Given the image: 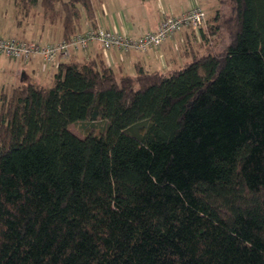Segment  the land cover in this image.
Returning <instances> with one entry per match:
<instances>
[{"label":"trees","instance_id":"obj_1","mask_svg":"<svg viewBox=\"0 0 264 264\" xmlns=\"http://www.w3.org/2000/svg\"><path fill=\"white\" fill-rule=\"evenodd\" d=\"M14 1L65 40L94 14ZM209 20L206 52L167 72L67 59L1 95L0 264H264V0Z\"/></svg>","mask_w":264,"mask_h":264},{"label":"crops","instance_id":"obj_2","mask_svg":"<svg viewBox=\"0 0 264 264\" xmlns=\"http://www.w3.org/2000/svg\"><path fill=\"white\" fill-rule=\"evenodd\" d=\"M90 2L94 11L93 18L87 19L83 13L78 32L92 25H99L131 37H138L154 31L165 15H177L199 5L202 0H90ZM19 15L29 22L27 27H30V35L29 38H25L28 28H23L17 39H37L42 43H55L63 39L62 25L59 22L52 23L46 20L39 4H36L29 14ZM199 31L201 32V30L194 32L192 29H184L160 45L145 51L133 49L120 51L116 48L104 50L98 42L91 41L87 49L74 51L69 60L81 63L91 58L101 57L119 74H126L125 72L129 70L135 73L137 65L147 71L159 70L175 63L174 55H181L182 46L188 44L193 38L195 40L196 34L200 36ZM1 56L0 61L12 67L9 81L11 79L21 81L20 83L39 81L41 77H53L57 69L55 62H45L40 55H33L29 62L26 61L28 63L21 67L8 60L10 57L0 54ZM7 86L4 82L0 83L1 88Z\"/></svg>","mask_w":264,"mask_h":264},{"label":"built area","instance_id":"obj_3","mask_svg":"<svg viewBox=\"0 0 264 264\" xmlns=\"http://www.w3.org/2000/svg\"><path fill=\"white\" fill-rule=\"evenodd\" d=\"M206 20L203 9L193 6L177 15H165L157 28L138 37H131L106 29L102 26H90L76 33L69 40L55 43H39L37 39L22 40L0 36V54L21 61H29L33 55H40L45 62L57 65L69 59L74 51L85 50L91 41L98 42L104 50L116 48L120 51H145L156 47L184 29H197Z\"/></svg>","mask_w":264,"mask_h":264},{"label":"rangeland","instance_id":"obj_4","mask_svg":"<svg viewBox=\"0 0 264 264\" xmlns=\"http://www.w3.org/2000/svg\"><path fill=\"white\" fill-rule=\"evenodd\" d=\"M218 3H219V0H202V2H199V6L203 9L205 16H206V20L200 25V27H204V30L208 34L209 38H212L213 35L209 34L207 30L208 22L210 21L209 19L211 18V16L214 15L215 9L217 8ZM27 24H29V22L23 17H21V15H18L17 6L14 0H0V34L1 36L19 38L21 30L23 28H28ZM200 27H198L197 29H192V30L194 32L198 31ZM29 29L30 27L26 30L25 38H29V35H30ZM188 29H191V28H188ZM38 42L43 44L41 41H38ZM207 48L208 46L206 45V41L203 40L201 36H197L196 34L195 40L193 38L190 42H188V44H185L182 46L181 55L180 54L174 55L176 57L175 63H173L172 65L170 64L167 68L162 67L159 70L167 72L174 68H178L181 65H183L185 62L191 59L192 52L204 53L206 52ZM0 58H2V56ZM8 60H11L14 65L17 64L19 67L29 62V61L24 62V61L14 59V58H9ZM3 65L4 63L0 61V83L4 82L8 86L4 88L0 87V97L2 94L9 95L12 88L21 82V81H16V80L12 81V79L9 81V78L11 76L10 70L12 67L7 66L6 64L4 66ZM2 66L3 68H1ZM125 73L134 75L133 70L126 71ZM33 82L40 83L46 87H49L52 83V76H49L48 78L41 77L39 81H33ZM102 127H103V123L101 121H98V122H95L93 125L86 123V122L70 124L68 128L70 129L71 132H73L77 136L83 137L89 131L99 133Z\"/></svg>","mask_w":264,"mask_h":264}]
</instances>
